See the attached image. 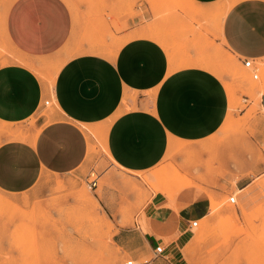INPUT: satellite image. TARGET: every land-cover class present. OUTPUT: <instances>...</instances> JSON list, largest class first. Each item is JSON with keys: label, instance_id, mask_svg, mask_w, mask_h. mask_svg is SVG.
<instances>
[{"label": "crops", "instance_id": "1", "mask_svg": "<svg viewBox=\"0 0 264 264\" xmlns=\"http://www.w3.org/2000/svg\"><path fill=\"white\" fill-rule=\"evenodd\" d=\"M189 1L201 8V16L207 14L203 10H212L211 15L224 9L219 33L224 48L240 63L251 59L257 69L264 64V0ZM8 6L0 35L23 63L0 66V123L21 124L26 138L0 144L1 192L20 194L32 189L42 174L78 170L94 144L103 145L111 160L128 172L158 166L170 142L189 144L196 155L205 154L197 143L214 135L228 114L223 82L211 70L195 64L175 68L155 40L129 39L139 30V18L128 19V29L113 32L114 39L95 46L78 44L79 52L66 56V47L80 41L82 29L74 25L64 0H12ZM145 49L154 53L148 64L130 56ZM61 59L48 85L36 68L41 61ZM259 97L264 114V89ZM224 167L227 171V158ZM182 171L196 177L192 167ZM194 183L172 203L162 194L153 195L142 223L118 229L113 241L133 264H187L185 249L193 239L189 223L205 218L211 198L219 199L230 189L225 179L214 175ZM248 184L237 188L243 191ZM156 246L163 247L157 257Z\"/></svg>", "mask_w": 264, "mask_h": 264}, {"label": "rangeland", "instance_id": "2", "mask_svg": "<svg viewBox=\"0 0 264 264\" xmlns=\"http://www.w3.org/2000/svg\"><path fill=\"white\" fill-rule=\"evenodd\" d=\"M10 1L0 0V20ZM64 2L71 10L74 25L82 29L80 41L66 47V56L78 53V44L95 46L114 39V33L128 29V19L139 18L135 24L139 30L129 39L150 30V39L158 38L156 42L167 51L175 68L186 63L207 68L210 65L223 82L228 114L214 135L199 142L204 155L187 148L180 151L182 155L167 153L162 163L151 170L128 172L111 160L100 139L102 146H90L88 159L78 170L64 175L42 174L32 189L20 194L0 191V264L132 262L114 243V236L118 229L130 228L137 221L142 223L146 204L157 194L152 185L159 183L153 176L157 175L155 172L165 177L175 170L185 182L191 180L193 186L195 179L206 182L213 175L230 185L221 198H211L209 214L191 230L193 239L185 249L187 264H264V114L256 97L264 80V64L259 65L255 80L254 72L224 48L219 36L223 9L211 15L209 10H203L207 14L201 16V8L187 0H114L109 5L105 0ZM16 61L19 63L20 57L0 35V66ZM61 62L62 59L41 62L36 68L40 79L51 85ZM19 134H25L21 124L0 123V144L15 141L12 138ZM176 157H181V165L175 163ZM242 157L249 165L242 164ZM225 158L229 159L230 174H226ZM184 167L194 168L196 177L182 171ZM246 181L248 186L237 193V185ZM92 182L96 185L91 186ZM183 182L175 180L173 195L165 194L170 203L184 190L178 188ZM80 191L87 198L86 206L77 201ZM232 195L237 200L235 205L228 203ZM248 195L251 200L246 198Z\"/></svg>", "mask_w": 264, "mask_h": 264}, {"label": "bare ground", "instance_id": "3", "mask_svg": "<svg viewBox=\"0 0 264 264\" xmlns=\"http://www.w3.org/2000/svg\"><path fill=\"white\" fill-rule=\"evenodd\" d=\"M186 1V0H185ZM188 2H190L189 0H187ZM11 2H12V0H11ZM10 2V3H11ZM191 3V2H190ZM222 6V5H221ZM9 7V6H8ZM216 7V6H215ZM223 7H225V6H222V8ZM192 8H194V7H192ZM220 10V9H219ZM198 11V10H197ZM202 11V10H201ZM207 11V10H206ZM210 11H212V10H210ZM223 12H222V17H223V15H224V13H225V10L223 9L222 10ZM189 12V11H188ZM202 13V12H201ZM200 13V14H201ZM209 13V12H208ZM191 14V13H190ZM196 14H197V12H196ZM218 14V13H217ZM4 15V14H3ZM193 15V14H192ZM203 15H205V14H203ZM200 16V15H199ZM198 16V17H199ZM204 18V17H203ZM220 18H221V16H220ZM158 27V26H157ZM152 28V27H151ZM150 28V29H151ZM154 28V27H153ZM156 28V27H155ZM154 28V29H155ZM156 29H158V28H156ZM5 30V29H4ZM149 30V29H148ZM152 30V29H151ZM150 31V30H149ZM149 31H143V32H140L139 34H136V36L135 37H145V38H151L152 37V35L149 33ZM153 31V30H152ZM6 34V33H5ZM151 36V37H150ZM160 36V35H159ZM204 37V36H203ZM156 38V37H155ZM152 39H154V38H152ZM151 39V40H152ZM157 39L158 38H156V40L155 41H157ZM152 41H154V40H152ZM162 41V40H161ZM160 42V41H159ZM157 43V42H156ZM161 43H163V42H161ZM114 52H115V50H114ZM105 53H109V51H107V52H105ZM110 53H112V51H110ZM175 54V53H174ZM19 55V54H18ZM113 55V54H112ZM172 56H173V54H172ZM20 57V56H19ZM175 57V56H174ZM174 57H173V59H174ZM21 58V57H20ZM24 59H25V57H23ZM50 61H52V60H50ZM17 62V61H16ZM20 62H21V59H20ZM27 62H28V60H27ZM42 62V61H41ZM40 62V63H41ZM177 62V61H176ZM200 62V61H199ZM18 63V62H17ZM29 63V62H28ZM27 63V64H28ZM61 63H63V62H61ZM216 63V62H215ZM22 64V63H21ZM24 64H26V61L24 62ZM177 64H178V62H177ZM187 64V63H186ZM186 64H185V66H186ZM212 64V63H211ZM29 66H30V63L28 64ZM40 65V64H39ZM42 66H43V64H41ZM183 65H184V63H183ZM178 66H179V64H178ZM182 66V65H181ZM201 66V65H200ZM37 67V66H36ZM210 65H209V68H207V67H205V68H207V69H209L210 70ZM216 67H218L217 65H216ZM38 68V67H37ZM39 69V68H38ZM172 69H175V68H172ZM205 70V69H204ZM212 71V70H211ZM213 72V71H212ZM214 73V72H213ZM219 73H220V71H219ZM215 74V73H214ZM219 75V78H220V74H218ZM243 75H244V73H243ZM242 75V76H243ZM263 75V74H262ZM264 76V75H263ZM239 79H240V77H239ZM262 79H264L263 77H262ZM242 80V79H241ZM262 81H260V83H261ZM263 83V82H262ZM260 84V88L258 89V91H257V96L256 97H259V95H260V93H261V91H262V89H264V84ZM256 86V85H255ZM254 86V87H255ZM258 86H259V83H258ZM253 89V88H252ZM253 94V93H252ZM254 95V94H253ZM253 97V96H252ZM260 98V97H259ZM257 100V99H256ZM256 102V101H255ZM259 104V103H258ZM256 105V104H255ZM260 109H261V107H260ZM262 110V109H261ZM9 127V126H8ZM9 129V128H8ZM15 129V128H14ZM13 129V132L15 133H17V130L15 129L14 130ZM6 131V130H5ZM18 131H20V130H18ZM10 133V136H11V132H9ZM105 133H106V131H105V127H103L101 130H100V136L102 137V140H103V137H104V135H105ZM12 135H13V133H12ZM33 136V135H32ZM14 138H16L17 140H21V139H25L26 138V136H25V134L24 135H15L12 139H14ZM11 139V138H10ZM9 139V140H10ZM15 139V140H16ZM31 139V138H30ZM5 141H7V140H5ZM199 144L200 143H198V147H199ZM187 149V147H186V144H184V143H181V145L180 144H178V143H173V142H170V144H169V147H168V152L167 153H176V152H179L180 153V151H185ZM189 150V149H188ZM189 151H191V150H189ZM192 152V151H191ZM178 153V154H179ZM241 160H242V164H244L245 166H247V165H249V162H247L246 161V159H245V157L243 158H241ZM187 161V160H186ZM182 163V162H181ZM181 163H180V165H181ZM185 162H183V164H184ZM198 166V167H197ZM200 166V164L198 165H196V170L198 171L199 170V167ZM241 166V165H240ZM155 174H157V175H153V176H155L154 178L156 179V181L157 182H159V183H157L158 185H154V183H152V185H153V190L157 193V194H162V195H164L165 196V194H172L173 195V190H174V188L175 187H177V184H175L174 182H175V180L177 181V180H180L181 182H183V184L182 185H179L178 186V188H180V189H186V188H188V187H192L193 186V182L191 181V180H189L190 182H185V179H182L183 177L178 173V170H175L173 173H170L169 175H167V176H161L160 177V175H159V173L158 172H155ZM201 176V175H200ZM160 177V180L158 181V178ZM182 177V178H181ZM199 177V176H198ZM175 178V179H174ZM128 180V179H127ZM146 180H147V177H146ZM186 180H188V179H186ZM148 181V180H147ZM155 181V182H156ZM128 182H129V180H128ZM152 182V181H151ZM195 182H196V179H195ZM255 183V182H254ZM127 185V184H126ZM150 186H151V183L149 184ZM152 187V186H151ZM177 188V189H178ZM252 190V189H251ZM250 190V191H251ZM255 190V189H254ZM177 191V190H176ZM242 192V190L240 189H238L237 190V193H241ZM80 194H81V191H80ZM212 195V194H211ZM88 197V196H87ZM248 197V198H247ZM251 196H246V198L247 199H249ZM72 198V197H71ZM86 197H84L82 194L81 195H79L78 196V202L80 203V204H82V206L85 204V206H86V199H85ZM88 199H89V197H88ZM170 199V198H169ZM250 200H251V198H250ZM74 202L76 201V200H73ZM14 202V201H13ZM77 202V203H78ZM11 203V202H10ZM78 203V204H79ZM6 204H9V203H6ZM12 204H14V206L16 205L15 203H12ZM91 204V203H90ZM141 204V203H140ZM96 204L94 203V206H95ZM90 206V205H89ZM81 207V206H80ZM91 208H92V205H91ZM95 208V207H94ZM98 209V208H97ZM123 209V208H122ZM94 211H95V209H94ZM87 212V211H86ZM92 212V211H91ZM84 213V212H83ZM86 214V213H85ZM87 214H88V212H87ZM89 214H90V209H89ZM98 214V213H97ZM120 214V213H119ZM178 239V238H177ZM110 244H111V242H110ZM117 248V247H116ZM119 249V248H118ZM64 253V252H63ZM66 253V252H65ZM72 261V260H71Z\"/></svg>", "mask_w": 264, "mask_h": 264}, {"label": "built area", "instance_id": "4", "mask_svg": "<svg viewBox=\"0 0 264 264\" xmlns=\"http://www.w3.org/2000/svg\"><path fill=\"white\" fill-rule=\"evenodd\" d=\"M242 65L246 68V69H249V70H252L254 73H253V79L257 80L258 79V75H257V66L255 65V62L251 59H245L242 61ZM49 104V101H46L44 102V105H48ZM95 182H92L91 183V186H95ZM237 202L236 198L234 195L230 196L228 198V203L231 204V205H235ZM198 225V221L197 220H194V221H191L189 223V228L192 230L193 228L197 227ZM154 252V255L155 257L157 256H160L162 253H163V247L162 246H156L153 250ZM127 264H133V262H127Z\"/></svg>", "mask_w": 264, "mask_h": 264}, {"label": "snow or ice", "instance_id": "5", "mask_svg": "<svg viewBox=\"0 0 264 264\" xmlns=\"http://www.w3.org/2000/svg\"><path fill=\"white\" fill-rule=\"evenodd\" d=\"M239 8L236 9V11H238ZM121 55H123V53H121ZM130 56H132L134 59H143L145 61V64H148L150 62V60L152 59V57L154 56V53L149 52L147 49L143 50V51H135L130 53Z\"/></svg>", "mask_w": 264, "mask_h": 264}]
</instances>
